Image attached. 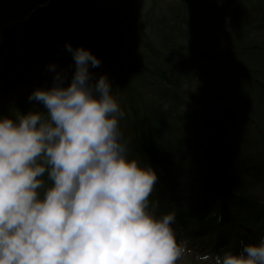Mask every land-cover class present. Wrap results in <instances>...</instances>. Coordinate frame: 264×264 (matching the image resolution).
<instances>
[{
  "label": "trees",
  "instance_id": "trees-1",
  "mask_svg": "<svg viewBox=\"0 0 264 264\" xmlns=\"http://www.w3.org/2000/svg\"><path fill=\"white\" fill-rule=\"evenodd\" d=\"M40 1L0 0V24ZM94 1L75 0L68 7L53 0L27 22L5 28L0 114L33 107L28 95L50 86V62L63 68L73 63L63 36L54 42V23L46 22L49 14L68 18L80 45L102 60L93 71L107 73L113 82L126 113L121 128L129 158L158 174L150 200L158 202V215L175 213L182 256L217 264L223 252L259 243L264 237V0H150L151 22L161 23L153 32L143 28L145 16L137 6L96 14ZM138 81L157 86V97L137 95ZM124 93L126 100L120 98ZM237 167L255 182L234 174Z\"/></svg>",
  "mask_w": 264,
  "mask_h": 264
},
{
  "label": "clouds",
  "instance_id": "clouds-1",
  "mask_svg": "<svg viewBox=\"0 0 264 264\" xmlns=\"http://www.w3.org/2000/svg\"><path fill=\"white\" fill-rule=\"evenodd\" d=\"M65 48L73 63L47 65L33 107L0 114V264H176L175 213L157 214L158 174L129 158L126 113L93 71L101 58ZM217 264H264V237Z\"/></svg>",
  "mask_w": 264,
  "mask_h": 264
},
{
  "label": "rangeland",
  "instance_id": "rangeland-1",
  "mask_svg": "<svg viewBox=\"0 0 264 264\" xmlns=\"http://www.w3.org/2000/svg\"><path fill=\"white\" fill-rule=\"evenodd\" d=\"M63 1H64L65 5H67L69 7L72 5L71 4L72 1H75V0H63ZM27 2H28V0H26V3ZM26 3L23 4V7L26 5ZM94 4H95V7L99 8L96 10V14L98 13V11H101L102 8H107L110 10V9L116 8V7H122V8L125 7L126 9H130L133 11V8L137 6L138 13H139V15H141L140 17L144 18V16H145L146 25L143 26V28L146 29L147 32H153L152 29H154L156 27L157 22L156 23H155V21L151 22V19H150L152 17V14L154 13V8L152 7L153 3L151 4L150 0H95ZM160 11L161 10L159 9V7H157L156 8L157 15L161 13ZM99 14H102V13L99 12ZM67 19L68 18H65L61 15H59V16H57V15L55 16V15H51V14L48 15L46 22L54 23V25H52V27L54 28V29H52V33H53V36H55L54 42H56V40L58 41L57 35L61 34V36H63V38L66 42H70L74 47L80 46L79 39H78L79 33L77 34V32L74 30V27H72L71 24L67 23V22H69ZM157 24H161V23H157ZM3 30L5 31L6 29L4 28ZM86 31H88V30H86ZM108 31H110V30L108 29ZM94 32L95 31H93V33ZM89 35H87L86 37L89 38L90 37ZM109 35H113V33H110ZM150 36H152V35H150ZM104 40H105V36H104ZM142 44L143 43L141 42L140 43L141 47L143 46ZM140 50H142V48H138L135 51L136 56L138 55V52ZM36 57H37V55H36ZM144 59H145V57L143 58V61H144ZM113 64L117 65L118 67L121 68V65H119L118 61H115ZM2 65H3V62L0 61V70L2 69L1 68ZM136 87L138 90L137 95H139L140 97L145 95V91H143V89L145 87L140 86L139 81H138V84L136 85ZM126 96H127V94L124 93L122 95V97H120V98L126 100V98H125ZM192 257H194V256L190 253L187 256H186V254H184L183 256H181L177 260L176 264H195L198 262H200V264H201V261L205 262L199 258L198 259L201 261H197L198 260L197 258L195 261ZM206 264H212V262L209 261V262H206Z\"/></svg>",
  "mask_w": 264,
  "mask_h": 264
},
{
  "label": "bare ground",
  "instance_id": "bare-ground-1",
  "mask_svg": "<svg viewBox=\"0 0 264 264\" xmlns=\"http://www.w3.org/2000/svg\"><path fill=\"white\" fill-rule=\"evenodd\" d=\"M43 1H45V0H43ZM19 24H21V23H19ZM4 32L5 31H3V34H4ZM199 62H201V63H206V60L205 59H203V60H199ZM159 63L160 64H164V65H168L167 63L168 62H166V61H164V60H160L159 61ZM191 64V63H190ZM192 66H194V69H198L199 67H198V64L197 63H195V62H192V64H191ZM206 66H208V65H206ZM166 67V66H165ZM168 67H170V66H168ZM224 68H225V66H223ZM222 67V68H223ZM223 68V69H224ZM226 73H227V71H225ZM228 74V73H227ZM157 86H155V85H151V84H147L146 86H145V88L143 89V91H145V97L147 98V99H151L152 98V100L154 99V98H156L157 97V94H156V92H157ZM150 90H151V92H152V94L151 95H149L148 93H150ZM133 106L131 105V103L130 102H128L127 103V108L130 110L131 108H132ZM126 122H124V124H125ZM197 131V128H195V127H193L192 126V130H191V132H193V133H195ZM222 140V138H220L219 140H218V142L219 141H221ZM234 170H233V173L234 174H237L238 173V175L239 176H244V175H246L247 177H248V179L250 180V181H252V182H255L253 179H252V174H247L245 171H242V170H240V168L239 167H237V168H233ZM228 171L225 169V170H223L222 171V174H226Z\"/></svg>",
  "mask_w": 264,
  "mask_h": 264
},
{
  "label": "water",
  "instance_id": "water-1",
  "mask_svg": "<svg viewBox=\"0 0 264 264\" xmlns=\"http://www.w3.org/2000/svg\"><path fill=\"white\" fill-rule=\"evenodd\" d=\"M52 0H45L42 4H37L33 6L30 10L27 11L26 14H24L22 17H16V19L7 21L6 23L0 24V45L3 43V29L6 28V26H10L17 23H24L29 20V17L32 15V13L36 10L37 6H46L49 2Z\"/></svg>",
  "mask_w": 264,
  "mask_h": 264
}]
</instances>
